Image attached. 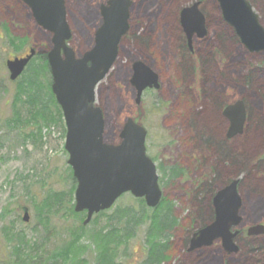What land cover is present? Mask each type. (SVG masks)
Instances as JSON below:
<instances>
[{"label": "rangeland", "instance_id": "374dc122", "mask_svg": "<svg viewBox=\"0 0 264 264\" xmlns=\"http://www.w3.org/2000/svg\"><path fill=\"white\" fill-rule=\"evenodd\" d=\"M106 1L67 0V17L73 31L71 45L79 54L93 47L94 32L102 22L100 5ZM197 2L201 4L200 10L207 19L208 35L203 42L199 38L192 39V50L188 46L190 55L186 53V60L190 56L191 63L202 56L213 59L214 63L210 62L205 69L209 78L207 82L204 80L205 96L196 99L206 104L211 102L207 111L210 114L215 109L212 102L224 86H230V94L236 99L245 97L248 112L251 110L252 115L246 132L237 136L230 146H235V150L243 156L258 160L257 155L264 147V128L258 127L260 125L257 123L264 121V70L257 73L253 86L246 77L251 64H260L264 53L250 52L239 42L224 38V35L233 36L235 31L223 19L217 0H133L131 29L120 45L119 57L113 70L98 87L97 104L105 114L106 139L109 143L118 142L116 136L128 117H138L148 129L147 152L158 168L161 188L167 201L172 203L173 216L177 219L175 228L169 232L171 258L165 264H221L220 260L224 256L230 264L261 263V259H264L263 250L249 251L241 241L238 243L239 253L225 255L220 246L188 252L190 239L198 227L193 222L195 214L206 203L202 202L205 201L202 196L196 198L195 190L200 192L208 184L213 167L221 162L215 148L207 149L203 143L198 142L197 168L169 180L172 176L170 167L177 163L184 166L188 163L186 155L190 156L189 152L195 153L189 142L194 133V130L192 132L188 129L187 118L190 116H176V113L181 108V98L187 84L195 78L193 74L186 75L182 67L181 46L185 34L181 13ZM251 2L264 26V0ZM3 26L13 36L27 39L28 46L11 45ZM141 35L145 37L138 38ZM51 38V34L37 24L33 11L25 3L20 0H0V264H13L14 252L20 249V246H16L20 243L19 236L24 241L20 253L24 258L30 256L39 260L49 255L60 257L61 261H58L61 263L70 264L65 261L63 252L72 248L71 242L75 241L80 229L81 219H75L57 205L49 212L42 209L45 198L54 193L67 192L72 187L71 178L68 177L71 174L69 155L64 148L66 126L63 115L61 118L53 107V119L46 117V120L39 123L37 119H32L30 112L33 109L27 106L25 98L16 99L22 79L11 82L6 67L7 60L24 56L33 45L40 50L48 48ZM217 50L221 51L218 59L212 57V53ZM222 58L229 66L225 72L224 69L220 70L225 65H220ZM137 60L154 69L160 75L162 84L158 92L146 91L140 106L136 105V91L131 83L133 65ZM50 80L48 76L47 81ZM17 110L20 122H15ZM169 122L172 126L166 124ZM204 124L203 121L202 126ZM213 126H217L216 122ZM262 166L261 173L264 172V164ZM229 168H220L216 188L224 185L232 174L236 176L234 179L238 176L242 178L244 182L239 187L242 196L240 215L244 223L258 222L264 217V181L261 175L250 174L241 165H230ZM252 183L258 188L262 186L263 190H257V187L254 189L250 185ZM24 207L29 208L28 223L22 220ZM117 207L138 210L139 203L131 194H126L114 209L103 216L94 217L90 224L85 225L86 233L95 232L99 226L107 224V217L112 216ZM206 211L211 212L210 200ZM148 226L149 223L137 229L127 247L120 250L118 261L124 264H142L145 261ZM82 241L90 250L84 256L88 264H98L95 261L94 245L86 237ZM37 247L39 250L33 251Z\"/></svg>", "mask_w": 264, "mask_h": 264}, {"label": "water", "instance_id": "95a60500", "mask_svg": "<svg viewBox=\"0 0 264 264\" xmlns=\"http://www.w3.org/2000/svg\"><path fill=\"white\" fill-rule=\"evenodd\" d=\"M33 11L37 23L53 34V47L48 61L53 77L52 91L63 110L67 134L65 149L68 164L77 180L75 211H87V225L94 214L110 209L124 194L144 198L150 208L162 199L156 165L146 151L147 130L128 118L120 131V143L105 141L106 121L103 111L96 106V88L112 69L122 38L128 33L131 0H109L101 7L103 24L97 30L94 47L81 58L67 45L72 33L67 22L65 0H22ZM225 20L236 30L242 44L251 52H264V27L259 15L247 0H218ZM199 4L184 9L181 24L189 41L197 34L206 35L204 15ZM32 49L24 58L7 62L11 80L15 81L35 56ZM158 75L142 62L134 65L132 85L137 90V104L147 88L160 87ZM225 115L230 119L229 136L241 134L246 121L243 102L229 107ZM238 180L221 190L214 199L215 221L196 233L191 250L210 246L221 238L227 252H237L236 235L231 228L240 222L241 197ZM24 221H29V210L24 208ZM261 227L249 230L259 235Z\"/></svg>", "mask_w": 264, "mask_h": 264}, {"label": "trees", "instance_id": "16d2710c", "mask_svg": "<svg viewBox=\"0 0 264 264\" xmlns=\"http://www.w3.org/2000/svg\"><path fill=\"white\" fill-rule=\"evenodd\" d=\"M5 30L8 41L11 45L16 46V44H21L22 46H26L28 44L27 39L24 40L15 37L12 35L9 29ZM144 37V35H141L138 38L141 39ZM224 38H228L227 40L230 39V41H236L235 37L232 36L224 35ZM182 47V49L187 53V49L184 46ZM206 68L207 64L204 63V73H206ZM194 70L195 69H193L192 65L190 64L187 66L186 72L190 73ZM48 76H50V70L47 55L38 54L36 58H34L29 64L22 77L21 84L18 86V96L16 97V99L20 98V100H22V98H25V103L27 104V106H30V108L33 109L32 112H30L31 118H35V120L37 119L38 123L39 121L46 120V117H51L53 119V107L56 108V113L62 118L61 109L58 106L51 91V81H47ZM249 77H246V80L250 79V82H248L253 86V81L255 79L252 80ZM256 83L258 82L256 81ZM15 117V122H20V113L18 111L16 112ZM203 121L205 124L202 126L201 140L208 148H215V150L219 152L220 157L224 159L222 162L225 167L224 169H227V167L225 166L226 164H229V166L234 165L235 167L241 165L245 167V169L249 171L250 174L257 173L258 175H261L260 177L264 181V172H260L263 168V161L259 159L257 161H253L256 159L252 160L250 157H245L242 154L238 153L236 150H234L232 153L230 152L229 154L226 147L222 152V149L220 147V141H222V139L213 131L215 127L213 126V123L216 122L215 119L212 116L208 115L207 118H205ZM257 123L260 125L258 127L262 126L264 128V121H258ZM177 169H171V178H176L180 174H182L183 170H180L179 168ZM214 171L215 176L211 180V182L206 184L205 188L201 192H197V190L195 191L197 199L200 198V196H203L202 200H204L205 198L210 196L216 189L217 181H219L220 179L221 169H215ZM68 177L71 178L72 187L67 192L62 191L57 194H51L42 202V209L44 208L46 212L51 211L57 205L65 213L75 217V219H81V221L79 222L78 228L80 229L77 233V238L74 242H71L72 248L63 252L66 262L68 261L70 262V264H88V260L85 259L84 256L88 252H90V250H88L89 247L84 246L82 241V239L86 237L88 241H90L94 245L93 251L96 252L95 261L98 264H124L123 262L121 263L120 261H118L120 258V250L127 247L128 243H130L129 241H131V239L136 235L135 232L137 231V229L143 225H147V223H149L146 240L148 252L147 257L142 264H165L170 261L171 257L169 254V232L175 228L177 223V219L173 216L174 211L172 203L170 201H167V199L164 198L160 206L155 209L148 208L143 200H136L139 203L138 210L132 207L125 209L117 207L114 210V214L107 217V224L99 226L95 232L92 231L88 234L86 233V226L83 225L84 217H81V214H77L74 211V191L77 182L74 179L72 172L70 175H68ZM243 182L244 180L241 181V183ZM256 189L263 190V187L260 186ZM202 202H206L207 205L206 203H203V208L199 207L198 211L200 213L198 212L197 214H195L196 216L194 217L193 221L198 226L211 219V212L206 211L209 206V200L207 202V199H205V201ZM203 209L205 210V212L203 211ZM150 212H152L151 216L149 215ZM103 215L104 213H101L99 216ZM19 239L20 243L16 246H20V249L14 252L13 256L15 260L13 261V264H64L60 262L61 258L56 256L47 255L43 258H39V260L35 257L32 258L30 256L24 258V256L20 254L22 245H24V241L22 240L21 236H19ZM244 245L249 251L252 252H260L261 250H263L264 246L263 243H261L257 239L247 240L245 241ZM38 250L39 247H37L33 251ZM220 261L221 264H230L229 261L225 259V256L222 257Z\"/></svg>", "mask_w": 264, "mask_h": 264}, {"label": "flooded vegetation", "instance_id": "af4514ba", "mask_svg": "<svg viewBox=\"0 0 264 264\" xmlns=\"http://www.w3.org/2000/svg\"><path fill=\"white\" fill-rule=\"evenodd\" d=\"M200 6H201V4L199 3V7H198L199 10H200ZM201 13H202V11H201ZM204 19H205V24L204 25H205V29H206V35L204 37L200 38V37H198L197 34H195L192 37V39L193 38H199V39H201L202 42L204 40H206L207 35H208V25H207L208 22H207V19L205 18V15H204ZM182 28H183V26H182ZM183 32H184L185 35L183 37V42L184 43H183L182 46H184L187 49V52H189L188 51L189 47H191V50H192V39H191V41H189V39L187 37V34L184 31V28H183ZM234 37H235V40L237 42H239L241 45H243L241 43L240 39L237 37V35L234 34ZM182 46H181V48H183ZM220 54H221V51L217 50V51L212 53V57H215L216 59H218V58H220V57H218V56H220ZM210 62L214 63L213 59L210 60L209 57L206 58V57L200 56V57L197 58V62L195 63V68H194L195 70L193 72H190V73L187 72L186 73V75H192V74L195 75V78L193 79V82H189L187 84V86H186L187 89H186V91L184 92V94L182 95V98H181V108H179L177 113H176V116H180V114L187 115L186 117L190 116L191 118L190 117L187 118L188 122H189V128L188 129H189V131L192 130V132L194 130L193 136L190 137L189 142L192 143V145L194 147V148H192V150H194L195 153L189 152L190 156L186 155V157L188 159V163H185L184 166H183L182 163H177V164H175L173 166L171 165L172 167H175V166L178 165V168L180 170H183V173H185V174H186V172H188L189 169L194 170L195 168H197L196 166L199 165V158L197 157V152H198L197 151V148H198L197 143L198 142L201 143V141H202L201 140L202 123H203V120L205 118H207L208 115L212 116L211 114H207V111L211 107V102L209 104H206V103H203L204 101H202L201 99H198V100L196 99V98H203L205 96L204 89H205L206 84H204V80H206V82H207V81H209V78H208V75L206 73H204L203 67H204V63H206L207 66H208L210 64ZM224 63H225V65L220 70L224 69V72H225L228 69L229 66L226 64V62H224L223 58L220 59V65L224 64ZM253 63L251 64L252 65L250 67L251 70H250V72H249V74L247 76V77L250 76L249 78H251L252 80L257 77V73L258 72H261L262 70H264V58H263V60H260V64L261 65L257 64V63H255V64H253ZM255 72H256V74L253 77V74ZM158 76H159L160 88H162L160 75L158 74ZM223 76H224V74H223ZM247 81L250 82V79L247 80ZM153 90L154 89H150V92L153 91ZM208 96H209V94H208ZM199 100H201L200 103H199ZM238 101H242L243 102V105H244V108H245V111H246V122H247L248 109H247L246 98L245 97H240V98L236 99L233 94H230V86H224L223 91L217 96L216 100L212 102L213 103L212 105H214V107H215L214 110H216L218 112L219 116H221V118H222V122L221 123H219L218 120H215L216 123H217V126L214 127L213 131L218 136H220V138L222 139V141H220V143H221L220 147L222 149V152H223V149H225V147H226V149L228 150L229 154H230V152L232 153L234 151L233 147H230V144L233 143L234 138L229 136V132H230V128H231V122H230V119L225 115V112H226V110L229 107H232ZM203 110H204V112H203ZM200 121H201V124H199ZM246 122H245V125H246ZM166 124L168 126H172V123H170V122L166 123ZM245 125H244L243 133L246 132V129H245L246 126ZM199 129H200L201 133L199 131L196 132ZM217 129H218V131H217ZM220 159H221V162L217 163V165L215 166L216 170H219L221 167L222 168L224 167V165L222 164L224 159H222L221 157H220ZM258 159H260L261 161H264V147L262 148V150L258 154ZM225 166L229 169V164H226ZM234 176L235 175L232 174L231 177L222 186L229 185L234 180ZM218 190H219V188H216L213 191V193L211 194V197L209 196V200L211 199L210 200L211 201V219L209 221L205 222V223H202L198 227L199 229H202V228L206 227L208 224L212 223L216 219V212H215V207H214V204H213V200L216 197V195L218 193ZM239 217H240L239 224L237 226L231 228V232L232 233H236L234 241L237 243L238 239H240L241 237L244 238V239H248L250 237H255V238H260L261 241H263V245H264V217L257 224L244 223V221H243V219H242L240 214H239ZM256 225H261V230L263 232L261 234H259V235L248 236V233H247L248 229H250L251 227L256 226ZM212 246H220L222 248V250H223L225 255L231 254V253L226 251V249L223 246V242H222L221 239H218L217 241L214 242L213 245L208 246V247H212ZM208 247H202V248H199V250L200 249H205V248H208ZM189 252H192V251L189 250ZM239 252H240V248H239L237 253H239ZM263 254H264V246H263ZM262 260H263V262L261 264H264V259H262Z\"/></svg>", "mask_w": 264, "mask_h": 264}, {"label": "bare ground", "instance_id": "6f19581e", "mask_svg": "<svg viewBox=\"0 0 264 264\" xmlns=\"http://www.w3.org/2000/svg\"><path fill=\"white\" fill-rule=\"evenodd\" d=\"M213 107H214V105H213ZM210 114L213 116V118L215 119V120H218V122L219 123H221L222 122V118H221V116H219V114H218V112L216 111V110H212L211 112H210ZM263 164H264V161H263ZM228 169V168H227ZM230 169V168H229ZM250 185H253L254 186V189H255V187H256V185L255 184H250ZM260 221V220H259ZM259 221L258 222H254L253 224H257V223H259ZM252 224V223H251Z\"/></svg>", "mask_w": 264, "mask_h": 264}]
</instances>
